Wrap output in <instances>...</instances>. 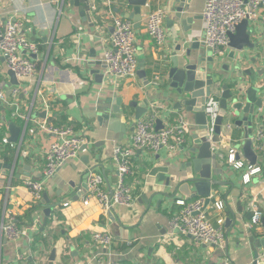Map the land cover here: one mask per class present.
<instances>
[{
  "label": "crops",
  "instance_id": "crops-1",
  "mask_svg": "<svg viewBox=\"0 0 264 264\" xmlns=\"http://www.w3.org/2000/svg\"><path fill=\"white\" fill-rule=\"evenodd\" d=\"M115 1L109 7L107 0H92L90 10L82 4L71 7L68 0H0V17L22 22L29 39L40 45V53L34 57L40 61L38 77L35 82L27 83L16 106L10 105V91L14 86L8 75L10 70L0 55V91L9 98L0 107V161L15 164L13 172L0 173V224L10 214L23 229L22 238L15 242L8 241L0 232V264H91L99 258L120 264H223L227 260L233 264H254L264 245V225L248 229L246 224L254 206L264 212V150L259 152L261 157L257 164L261 173L249 184L243 182L245 170L236 171L223 163L220 165L219 179L228 183L222 188V194L214 197L225 204L222 215L227 243L223 250L197 244L188 235L170 233L169 221L180 209L177 201L186 199L163 200L158 205L160 197H155L150 205L154 193L164 189L158 177L149 176L150 161L159 165L156 157H161L163 164L167 165L168 161L172 167L181 170L186 168L188 150L194 147V115L186 118L179 112L170 118L165 111H173V106L165 100L161 93L163 87H160L165 81L163 66L181 43L179 34L182 28L175 19L179 4L176 0H148L147 6L137 9L125 0ZM204 5L205 0H192L183 17L186 21L189 19L187 28L194 31L191 41L196 40L202 45H205ZM111 9L134 24L138 65L145 70L146 79L141 76L120 79L109 73L103 53L110 47L114 31L108 18ZM158 9L166 11L167 44L162 50L145 31L146 16ZM172 21H175L173 27ZM254 24L263 30L260 34L264 38V7ZM203 49L206 50L205 46ZM230 52L231 49L225 56L216 58L218 65L231 62ZM244 54L247 59L242 62L241 70L254 65L251 60L258 58L257 51L246 50ZM255 68L261 72L259 86L263 85L264 91V61L261 60ZM155 73L162 76L161 85L145 87L144 83L151 81ZM98 76L103 78L101 84ZM238 84L245 91L251 87L244 81ZM154 88L156 92L152 93ZM118 98L122 99V107L129 115H123L115 123L112 119L99 123L96 115L98 102L111 103ZM144 100L161 108L159 118L164 126L183 117L191 124V134L176 152L167 149L157 153L136 151L132 159L134 175L127 179L134 189V205L115 208L116 220L111 221L108 212L98 203L83 204L89 189L87 176L89 171L99 173L107 191L113 192L119 179L112 160L113 150L117 145H130L136 114L131 105ZM44 102L48 103L49 109L43 107ZM234 122L233 117L228 116L224 125H234L230 137L238 148L237 142L243 138L244 130L241 128V137L235 138L238 130ZM9 123L23 131L18 144L3 142L11 137ZM43 124L71 126L88 141L79 157L63 165L46 183L43 195L47 194L55 205L46 226V205L41 203L43 195L39 202H35L26 185L28 181L44 179V156L54 135L43 130ZM261 127L264 131V123ZM225 144L228 143L224 140L221 146L223 155L227 153ZM241 158L249 165L243 156ZM210 217L216 223L213 213ZM228 219L231 222L227 225ZM100 231H108L113 236L112 246L107 250L98 247L93 240V234ZM53 250H56L55 262L49 260Z\"/></svg>",
  "mask_w": 264,
  "mask_h": 264
},
{
  "label": "built area",
  "instance_id": "built-area-1",
  "mask_svg": "<svg viewBox=\"0 0 264 264\" xmlns=\"http://www.w3.org/2000/svg\"><path fill=\"white\" fill-rule=\"evenodd\" d=\"M116 1L107 0L111 7ZM148 5V4H147ZM264 7V0H205L202 18L205 23V47L211 51L215 58L223 57L230 49V35L235 34L237 26L244 20L254 24L260 17ZM166 11L158 9L146 16L145 31L159 49H164L167 44V35L164 29ZM108 18L112 21L114 31L110 38V47L103 53V61L109 73L120 79H136L138 76V59L136 45V30L133 22L123 18L112 9L108 12ZM255 25V24H254ZM25 53L27 55H25ZM40 53V45L29 39L24 30L22 22L15 19H3L0 17V55L5 59L9 70L13 71L18 80V85L10 91L11 106H16L18 97L22 90L26 89L27 83L35 82L39 68L32 55ZM162 76L155 73L150 84L160 86ZM9 98L4 91H0V107L7 103ZM148 113L136 121L135 131L130 145H117L113 150L112 160L119 173V179L113 192L105 188L102 175L89 171L87 176L88 194L83 200L85 206L96 202L109 212L117 207L131 208L135 202L133 186L127 179L134 175L132 159L137 150H146L157 153L162 149L171 152L178 151L191 134V124L183 117H179L175 123L164 126L161 130L156 129V122L162 113L158 105L151 104ZM43 107L50 106L44 102ZM261 113L264 111L260 110ZM169 115L170 111H165ZM207 115V129L209 140L213 137L216 129V121L220 115V96L211 95L205 105ZM253 136L254 149L258 152L264 150V131L261 123L256 124ZM232 124L223 125L221 146L225 142L226 155L217 152L219 160L224 165L236 171L245 170L243 174L244 184H249L252 178L261 173V168L248 165L242 158L238 157L239 150L235 141L230 137L233 129ZM47 133L54 135L44 156L43 180H32L26 183L28 190L35 202H39L45 192L46 183L54 177L59 169L77 159L84 146L88 144L87 139L75 132L71 126L41 125ZM5 144H9L4 139ZM234 143V144H233ZM67 205V204H66ZM181 209L176 212L169 221L170 233L188 235L197 244L223 250L226 247L225 219L222 212L225 204L222 200L211 199L209 203L206 198L177 201ZM216 216V223L210 215ZM264 212L257 205L252 209V215L246 227L254 229L261 227ZM0 232L8 241H18L23 236V229L19 226L14 215H8L6 220L0 224ZM93 240L98 247L109 249L113 243V236L108 231H100L93 234ZM91 264H120L118 261L105 262L100 258ZM223 264H233L229 260ZM254 264H264V245Z\"/></svg>",
  "mask_w": 264,
  "mask_h": 264
},
{
  "label": "water",
  "instance_id": "water-1",
  "mask_svg": "<svg viewBox=\"0 0 264 264\" xmlns=\"http://www.w3.org/2000/svg\"><path fill=\"white\" fill-rule=\"evenodd\" d=\"M71 7H83L91 10L93 7L92 0H68ZM131 7L140 9L147 6L148 0H125ZM192 0H176L179 4L175 9V19L179 21L182 28L180 32L181 43L175 49V54L165 62L163 72L165 75L164 84H162L161 93L166 101L172 103L173 111L169 112V117L174 114L183 113L186 118L194 115V134L193 145L188 150V162L186 168L182 167L179 170L176 166H171L167 161V165L163 164L164 159L156 157L159 165L150 161L151 169L150 177H158L160 183L164 185L162 191H157L151 198V204L155 197H160L158 205L163 203V200H173L175 198H184L186 200L196 198H206L209 203L216 195L222 194V188L228 183H223L219 179V174L222 172L220 168L221 162L217 152H221V137L223 131L224 120L231 116L238 128H242L243 138L239 139L238 157L243 156L250 165L257 166L261 157L260 153L254 149L253 136L255 134L256 124L264 123V91L263 85L259 86V75L261 72L255 67L262 60L264 61V38L260 33L263 30L256 28L248 20L242 21L238 26L235 34L230 35V61L229 63L218 65L216 58L211 55V51L203 49L198 41H191L194 37L193 30L187 28V21L183 17L187 7ZM175 21H172L173 27ZM46 41V40H45ZM257 51L258 58L252 59L251 64L243 70L242 62L247 59L245 51ZM35 55H32L34 59ZM35 60V59H34ZM241 70L235 73L236 70ZM138 76L146 79L144 69L138 70ZM235 75V77L233 76ZM264 71L262 72V75ZM13 86L18 85V80L13 71L8 72ZM96 75H99L96 73ZM99 83L103 82V78L98 76ZM248 82L251 87L246 91L240 87L238 83ZM150 80H147L144 85L147 87ZM156 89L152 90V93ZM220 96V115L216 121V129L213 137L209 140L207 129V115L205 113V105L211 95ZM122 99L118 98L114 102L108 103L105 101L98 102L96 107V115L99 123L104 120H111L112 123L127 115V109L122 107ZM131 107L136 109L135 118L133 119L135 129L136 121L143 118L149 111L150 102L133 103ZM242 116V117H241ZM189 120V119H188ZM156 129L164 128L163 121L158 119ZM8 130L11 134L8 143L15 145L22 140V129L14 123L8 124ZM85 148V147H84ZM83 149V148H82ZM95 154L94 151L91 152ZM18 159V156L15 157ZM15 164L4 163L0 161V173L13 172ZM42 204L46 205L44 214L46 216L44 226L47 225L48 219L51 217L55 205L51 203L47 194L43 195ZM108 217L111 221L116 218L113 210L108 212ZM231 222L227 220L228 225ZM264 225V218L262 220ZM51 262L56 260V250H53L50 259Z\"/></svg>",
  "mask_w": 264,
  "mask_h": 264
},
{
  "label": "trees",
  "instance_id": "trees-1",
  "mask_svg": "<svg viewBox=\"0 0 264 264\" xmlns=\"http://www.w3.org/2000/svg\"><path fill=\"white\" fill-rule=\"evenodd\" d=\"M36 62H37L38 68H39V66H40V61H39V60H36ZM158 68H159V67H158ZM127 115H129V114H128V111H127ZM173 120H174V119H173ZM237 130H238V131L235 133L234 136H235V138H240V137H241V132H242V131H241V129L238 128V127H237ZM179 208L181 209V207H179ZM180 209H179V210H180ZM179 210H178V211H179Z\"/></svg>",
  "mask_w": 264,
  "mask_h": 264
}]
</instances>
